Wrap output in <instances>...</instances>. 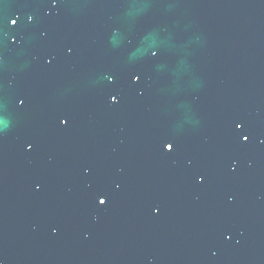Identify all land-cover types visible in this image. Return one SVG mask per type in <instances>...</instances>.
<instances>
[{"label": "water", "instance_id": "water-1", "mask_svg": "<svg viewBox=\"0 0 264 264\" xmlns=\"http://www.w3.org/2000/svg\"><path fill=\"white\" fill-rule=\"evenodd\" d=\"M0 264H264V0H0Z\"/></svg>", "mask_w": 264, "mask_h": 264}, {"label": "snow or ice", "instance_id": "snow-or-ice-1", "mask_svg": "<svg viewBox=\"0 0 264 264\" xmlns=\"http://www.w3.org/2000/svg\"><path fill=\"white\" fill-rule=\"evenodd\" d=\"M13 23H15V21H13ZM137 79H138V78H137ZM113 100H115V97H113ZM237 126L239 127V125H237ZM245 139H247V137H245ZM167 147H168V148H172L173 145H172V144H168ZM99 202H100L101 204H104V203H106V199H105L104 197H101Z\"/></svg>", "mask_w": 264, "mask_h": 264}]
</instances>
